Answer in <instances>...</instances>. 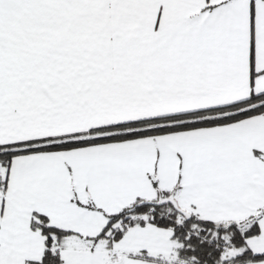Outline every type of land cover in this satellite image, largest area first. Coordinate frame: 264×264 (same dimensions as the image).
Segmentation results:
<instances>
[{"label": "snow or ice", "instance_id": "obj_1", "mask_svg": "<svg viewBox=\"0 0 264 264\" xmlns=\"http://www.w3.org/2000/svg\"><path fill=\"white\" fill-rule=\"evenodd\" d=\"M0 264H264V0H0Z\"/></svg>", "mask_w": 264, "mask_h": 264}]
</instances>
